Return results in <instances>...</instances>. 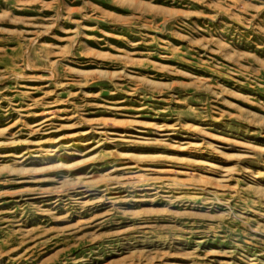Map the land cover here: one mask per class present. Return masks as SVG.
<instances>
[{"label":"rangeland","instance_id":"1","mask_svg":"<svg viewBox=\"0 0 264 264\" xmlns=\"http://www.w3.org/2000/svg\"><path fill=\"white\" fill-rule=\"evenodd\" d=\"M0 264H264V0H0Z\"/></svg>","mask_w":264,"mask_h":264}]
</instances>
